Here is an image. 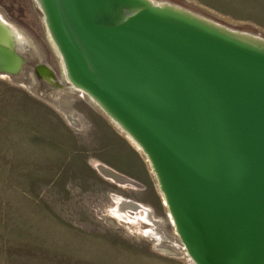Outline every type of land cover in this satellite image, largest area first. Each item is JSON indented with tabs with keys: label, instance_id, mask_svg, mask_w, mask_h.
Here are the masks:
<instances>
[{
	"label": "water",
	"instance_id": "1",
	"mask_svg": "<svg viewBox=\"0 0 264 264\" xmlns=\"http://www.w3.org/2000/svg\"><path fill=\"white\" fill-rule=\"evenodd\" d=\"M68 81L140 148L194 264H264V39L151 0H37ZM0 43V72L17 73Z\"/></svg>",
	"mask_w": 264,
	"mask_h": 264
},
{
	"label": "rangeland",
	"instance_id": "2",
	"mask_svg": "<svg viewBox=\"0 0 264 264\" xmlns=\"http://www.w3.org/2000/svg\"><path fill=\"white\" fill-rule=\"evenodd\" d=\"M151 1L264 39V0ZM0 16L25 38L21 70L0 72V264H194L142 151L70 89L37 0H0ZM119 197L156 223L119 217ZM147 228L167 239L154 244Z\"/></svg>",
	"mask_w": 264,
	"mask_h": 264
},
{
	"label": "bare ground",
	"instance_id": "3",
	"mask_svg": "<svg viewBox=\"0 0 264 264\" xmlns=\"http://www.w3.org/2000/svg\"><path fill=\"white\" fill-rule=\"evenodd\" d=\"M175 6V8L178 9H183L177 5H173ZM202 17V16H201ZM254 34V33H253ZM251 35V34H250ZM254 36V35H253ZM25 38L23 37L21 31L15 27V25L9 23L8 21H6L2 16H0V43L6 45V46H10L15 47V45H22L24 42ZM23 47V46H22ZM61 59V58H60ZM7 62V66H11V67H15V69L17 70L19 68V70H21V66L24 62V58L22 56L16 57L15 58H7L6 59ZM61 65H62V72L64 73V69H63V64L61 61ZM18 70V71H19ZM39 71L41 72V74L49 81L52 82L53 81V77L50 75L49 70L44 67V66H40L39 67ZM64 78L66 79V81L70 84V89L71 90H75L76 88L68 81V79L66 78L65 74H64ZM77 91H80L81 93H83L84 95H86L89 99H91L87 94H85L83 91L76 89ZM127 135V134H126ZM129 141L132 142V144H134L135 148L137 150H140L139 146L127 135ZM141 151V150H140ZM98 168V167H97ZM104 167H99L98 171L105 174V176H111L110 174H108V172H106V170H103ZM108 174V175H106ZM162 197V196H161ZM164 203V200H163ZM127 211H132V213H134L135 215V219L136 220H144V222L154 225L156 223L155 218H153V216L150 213V209L141 206L140 204H138L137 202L133 201V200H125L123 198H117L116 200V206H115V213L120 214L119 217H123V219H125V217L128 215ZM143 211V215L140 214V212ZM169 216V215H168ZM138 220V221H139ZM158 221V220H157ZM133 222H137L134 221ZM141 222V221H140ZM150 228L146 230V234L148 236H151L150 234ZM153 230V228L151 229ZM161 235L160 240H156L155 242L158 243L161 240H165L167 239L164 235H162L161 233H159ZM183 248V247H182ZM160 252L162 253H167L166 250L158 248ZM183 252L185 253V251L183 250ZM187 254V253H185ZM188 256V255H187ZM189 257V256H188ZM186 259V258H185ZM189 260H191L190 258H188ZM188 260V261H189ZM192 261V260H191ZM193 262V261H192ZM194 263V262H193Z\"/></svg>",
	"mask_w": 264,
	"mask_h": 264
},
{
	"label": "flooded vegetation",
	"instance_id": "4",
	"mask_svg": "<svg viewBox=\"0 0 264 264\" xmlns=\"http://www.w3.org/2000/svg\"><path fill=\"white\" fill-rule=\"evenodd\" d=\"M124 220H131V221L134 220V221H137V220L135 219V215H134V216H132V215H127V216L125 217ZM149 231H150L151 237H152L154 240H160L161 235L159 234V232L154 231V230H149Z\"/></svg>",
	"mask_w": 264,
	"mask_h": 264
},
{
	"label": "crops",
	"instance_id": "5",
	"mask_svg": "<svg viewBox=\"0 0 264 264\" xmlns=\"http://www.w3.org/2000/svg\"><path fill=\"white\" fill-rule=\"evenodd\" d=\"M119 198H121V197H119ZM127 200V199H126ZM136 202V201H135ZM138 203V202H137ZM138 204H140V203H138ZM116 205V204H115ZM151 213V212H150ZM127 214L128 215H132V216H134V213H132V211H127ZM140 214L141 215H143V211L142 212H140ZM152 215V214H151ZM154 218V217H153ZM140 221H142V220H140ZM139 221V222H140ZM144 221V220H143ZM145 223V222H144ZM148 224V223H147ZM151 225V224H150ZM147 229H149V228H147ZM152 228H150V230H151ZM149 237V239H152V240H154L151 236H148ZM154 241H156V240H154ZM154 244H156V242L154 243Z\"/></svg>",
	"mask_w": 264,
	"mask_h": 264
}]
</instances>
